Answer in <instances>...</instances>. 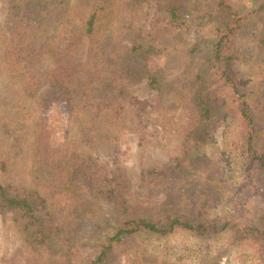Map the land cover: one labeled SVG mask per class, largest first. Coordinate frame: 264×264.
<instances>
[{"label": "rangeland", "instance_id": "obj_1", "mask_svg": "<svg viewBox=\"0 0 264 264\" xmlns=\"http://www.w3.org/2000/svg\"><path fill=\"white\" fill-rule=\"evenodd\" d=\"M44 1L43 30L16 28L24 37L17 43L9 9L19 1L0 0V159L6 165L0 177L33 189L37 156L61 150L57 153L68 172L73 170V153L90 159L97 176L115 177L138 216L163 219L177 212L207 217L208 207L217 203L211 212L219 208L220 213L241 182L234 171H228L232 180L222 181L223 174H217L222 151H236L238 129L232 124L212 143L192 139L204 131L191 99L199 88L196 75L203 74L208 82L207 53L194 52L192 45L196 24L209 11L207 0H72L69 7ZM94 5L102 9L89 37L78 25ZM176 6L187 22L183 28H175L171 20ZM68 16L66 28L61 24ZM255 25L262 36L264 19ZM66 30L72 39L65 44ZM38 34H46L44 44L33 39ZM16 44L22 60L11 54ZM29 51L34 54L27 57ZM64 70L72 73L62 83ZM243 70L252 88H264V45L262 51L255 48ZM150 75L160 78V91L149 85ZM257 119L264 140V111ZM185 155H204L208 164L195 170L187 160L183 165L188 171L181 172ZM173 168L175 174L169 175ZM149 171L168 174L145 175ZM65 190L67 195H55L48 203L59 223L74 229L80 222L116 217L114 206L79 184ZM261 198L262 193L249 195L254 217L262 210ZM216 241L204 251L206 257L223 256L220 264H264L253 246H227L224 237ZM199 243L182 233L163 239L134 237L115 246L107 264H215L202 261ZM89 253V246L79 248L69 264H83ZM0 264L66 263L52 250L27 245L7 213L0 215Z\"/></svg>", "mask_w": 264, "mask_h": 264}, {"label": "trees", "instance_id": "obj_2", "mask_svg": "<svg viewBox=\"0 0 264 264\" xmlns=\"http://www.w3.org/2000/svg\"><path fill=\"white\" fill-rule=\"evenodd\" d=\"M18 1L19 4L11 5L9 12L14 18L12 38L20 43L24 37L18 36L16 28L25 30L28 26L38 33L43 30L45 21L42 15L45 13L43 9L46 2ZM51 1L69 7L72 0ZM207 2L209 11L197 22V37L192 45L194 52L207 53L205 66L208 82L204 80L203 74L196 75L195 82L199 88L191 99L198 124L204 127V131L192 139L200 143L216 142L218 132L226 133L232 124H236V151L234 153L224 149L223 165L217 168V174H223L220 178L222 181H226L227 177L232 180L233 177L228 175L232 171L239 174L238 179L241 178L228 203L221 205L220 213L216 211L219 208L211 212L213 208L219 207V203L217 206H209L207 217H190L177 212L163 219L138 216L136 210L126 204L123 184L115 177L107 180L104 176H97V169H94L90 159L73 153V170L68 172L61 162L64 158L57 153L61 150L48 149L54 152L46 151L35 160V188L16 187L0 177V215L12 214L13 223L27 245L52 250L66 264H69L79 248L87 245L90 253L83 264H107L112 258L113 248L134 237L163 239L182 233L200 241L198 251L203 254V262L209 259L210 263L220 264L219 260L223 256L206 257L204 249L211 250L216 240L224 237L227 246H253L256 256L264 263V140L259 137L257 119L264 111V88H252L250 79L245 77L243 70L250 65L255 48L263 50L264 34L260 35L255 24L264 19V0ZM95 5L86 17L80 19L78 25L79 31L89 37L94 34L102 9L101 5ZM72 13L74 14V10ZM171 20L175 28H183L187 23L185 17L180 16L177 6L171 10ZM70 24L71 18L68 16L61 25L68 28ZM62 36L65 44L72 39L68 30ZM46 37V34H38L33 39L44 44ZM15 47L11 54H15L16 60H22L23 51L19 49V45L16 44ZM33 54V51H29L26 55L29 57ZM71 73L64 70L60 74L62 83H65L64 79H68ZM148 79L149 85L155 90L162 89L158 76L150 75ZM191 155H185L181 159L179 166L182 169L179 171H188L183 165L187 160L195 170L208 164L204 155ZM5 171L6 165L0 159L1 176ZM168 172L169 175L175 174L174 168ZM168 172L149 171L145 175L164 177ZM71 184H79L90 196L114 206L116 217L102 223L80 222L74 229L59 223L48 203L55 195H67L65 188H70ZM257 193H262V210L254 217L248 200L250 194L255 196ZM84 239L86 242L81 243ZM202 242L207 245L203 247Z\"/></svg>", "mask_w": 264, "mask_h": 264}]
</instances>
